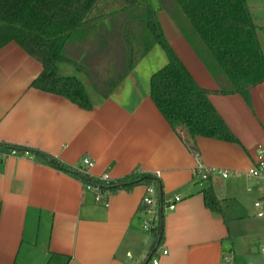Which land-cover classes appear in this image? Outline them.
Masks as SVG:
<instances>
[{
  "label": "crops",
  "instance_id": "obj_1",
  "mask_svg": "<svg viewBox=\"0 0 264 264\" xmlns=\"http://www.w3.org/2000/svg\"><path fill=\"white\" fill-rule=\"evenodd\" d=\"M149 4L171 46L197 83L212 92L213 105L238 139H195L204 166L230 171L227 178H214L221 189L220 210L208 207L197 184L189 135L175 132L151 97L150 78L168 62L161 46H153L109 96L87 91L93 107L84 109L35 88L43 65L10 41L0 46V144L49 154L70 168L88 157L95 163L88 176L95 180L105 174L116 182L136 171L153 173L166 204L176 196L181 200L173 210L165 205L159 240L143 227L150 216L143 203L145 184L107 190L106 206L80 178L41 156H12L0 148V264H148L152 257H159V264H264V217L256 216L254 206L264 199V180L248 174L264 160V82L252 89L250 102L240 94H220L219 82L184 35L180 12L162 0ZM99 9L93 15H112ZM98 37L95 32L90 40L69 41L67 54L83 69L61 62V73L87 74L95 85L92 73L106 68L115 73L114 66H123L111 54L113 43L97 58Z\"/></svg>",
  "mask_w": 264,
  "mask_h": 264
},
{
  "label": "trees",
  "instance_id": "obj_2",
  "mask_svg": "<svg viewBox=\"0 0 264 264\" xmlns=\"http://www.w3.org/2000/svg\"><path fill=\"white\" fill-rule=\"evenodd\" d=\"M162 1L166 5L167 0ZM100 2L0 0V46L16 41L40 61L43 71L32 84L35 88L65 97L84 109H92L91 99L82 81L74 75L62 74L58 67L59 63L64 62L79 70L83 69L81 63L68 56L69 41L77 38L90 40L96 32L99 33L98 39L94 41L98 43L97 49H94L97 58L105 56L110 43L116 44L111 53H116L115 59L119 57L118 52L123 55L122 60H117L125 62L120 75L116 72L112 77L95 80L96 89L103 97L114 91L153 46L160 45L168 62L150 78L151 97L172 129L178 134L185 131L189 135V141L186 142L195 155H200L195 142L197 136L238 142L213 105L210 99L212 92L197 83L171 46L149 0H128V6L115 14L92 16ZM170 2L185 20L186 26H182L184 35L219 82V93L240 94L250 102L252 89L264 82V52L258 37L259 30L264 27L252 14L247 0ZM107 19L111 24L110 30L107 29ZM0 148L25 150L21 146L6 144H0ZM29 150L51 166L77 176L84 184L99 186L103 193L107 190H129L137 184L154 187L157 191L155 200L158 212L153 232L162 240L166 203L157 175L136 171L126 180L103 182L65 166L49 154ZM194 173L208 207L214 211L220 210L221 189L214 183L217 175L208 174L203 178L199 171L195 170Z\"/></svg>",
  "mask_w": 264,
  "mask_h": 264
},
{
  "label": "built area",
  "instance_id": "obj_3",
  "mask_svg": "<svg viewBox=\"0 0 264 264\" xmlns=\"http://www.w3.org/2000/svg\"><path fill=\"white\" fill-rule=\"evenodd\" d=\"M8 154L12 155V156H21V157H27V158L31 157V152L28 148H25V150H22V151L18 150L16 148H10V149H8ZM2 155H4V154L0 153V161L2 160V157H3ZM195 156H196V159L198 161V165L196 166V170L201 173L203 178L208 176V174L219 175L223 178L229 177V175H230L229 170L221 169V168L206 167L202 163V161L200 159V155L197 154ZM94 165H95V163L90 158L84 157L81 161V164L79 166H74L73 169L75 171L81 173V174L89 175L88 172L94 167ZM248 174L252 177L264 180V160L261 161L258 165L252 167L249 170ZM99 181L110 182L111 178L108 174H105L101 177V179ZM84 189L95 191L96 192L95 193L96 201L101 203V204H104L106 206L108 205L107 202L105 201V196H104V194L101 191L99 186L92 185L89 183H85ZM156 195H157L156 189L154 187L148 186L146 189V194H145L144 199H143V203L148 208L150 216L144 220L143 227L146 231H149V232H152L155 225L157 224L156 216H157V212H158V206H157L156 200H155ZM180 200H181V196L174 197L172 200H170L166 204L165 209L173 210L175 208L177 202H179ZM254 206L256 208V216L260 217V218L264 217V199L257 200L254 203ZM261 250H262V253L264 254V244L262 245ZM163 253L167 254V251H164ZM128 255L131 256V254H128ZM159 263H160L159 257H152L148 264H159Z\"/></svg>",
  "mask_w": 264,
  "mask_h": 264
},
{
  "label": "rangeland",
  "instance_id": "obj_4",
  "mask_svg": "<svg viewBox=\"0 0 264 264\" xmlns=\"http://www.w3.org/2000/svg\"><path fill=\"white\" fill-rule=\"evenodd\" d=\"M103 3H104V5H103ZM165 3L167 4V6H172L175 8L174 4L171 3L170 0H167V2L165 1ZM247 3L250 7L252 14L258 18L259 25L264 27V0H247ZM105 4H107V5L105 6ZM128 4H129L128 0H103L102 3H100L98 5L96 10L97 9L100 10L99 8H103V10L110 11V12H112V14H115V13L119 12L121 9L128 6ZM101 5H103V7H101ZM92 16H95V15L92 14ZM258 37L260 40L262 50L264 52V28L259 30ZM158 46H160V45H158ZM114 48H116L115 43H114ZM116 51H118V49H116ZM162 52H163V49H162ZM69 53H70V55L75 56V53L71 54L70 50H69ZM115 54L116 53L114 52V55ZM118 56L119 57L115 59L116 61L123 59V55H121L120 52H118ZM124 67H125L124 65L121 66V64H120L118 66H114L112 69L115 71V73L117 72V74L120 75L123 72ZM107 69L108 68L104 69L103 70L104 72L101 71L100 73H95V74L92 73L91 75H92L93 79L94 80L100 79V77L101 78H109V77H112L115 75V73H113V71H110V69H108V70ZM77 76L82 80L87 91H89L92 95H95L96 88H95V85L92 82V80H90L89 76L87 74H79V73L77 74Z\"/></svg>",
  "mask_w": 264,
  "mask_h": 264
}]
</instances>
